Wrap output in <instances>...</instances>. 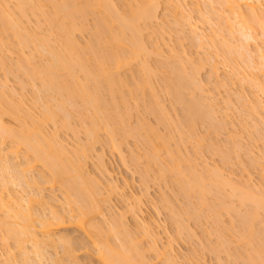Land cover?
Masks as SVG:
<instances>
[{"label":"rangeland","instance_id":"rangeland-1","mask_svg":"<svg viewBox=\"0 0 264 264\" xmlns=\"http://www.w3.org/2000/svg\"><path fill=\"white\" fill-rule=\"evenodd\" d=\"M2 1H4V0H2ZM10 1H13V2H10ZM10 1L8 2V7H11V9L13 10L12 12H14L13 14H16L15 13L16 10L14 11L13 7L16 5L17 1H15V4H13L14 0H10ZM57 1L58 0H56V2ZM59 1L61 2V0H59ZM74 1L77 3L76 8L78 6L79 10H81V8H83V6L85 5V2L87 0L86 1L85 0H74ZM93 1L94 0H92V1L90 0V2H92V3H93ZM129 1L128 0H119V1L113 0L112 2H113V4L116 3L115 5L117 7H119V8L122 7V9L125 8L128 11L129 10L128 8L131 7L129 4H132V2H129ZM208 1L209 0H206L205 8L210 10L209 8H211V7H206V6H209ZM75 2H74V4H76ZM120 2H122V3H120ZM164 2L167 5H165V6L163 5L164 6L163 8H166V9L168 8L167 10L164 9V11L165 10L167 11V12H165L166 15H168V16H166V15L165 16L168 17V19H169L170 14H168V12L169 11L170 12L175 11V8L173 10V7L175 6V4L173 6L172 5L173 2L169 3V0H166ZM187 2H190V3L185 4V5L188 4L187 5L188 9L190 8L189 10H191V8H192L195 11H196V9H194V7H196V4H194L192 2H197L198 7H200L203 3V2H201L199 5L198 2H200V1H198V0L197 1H195V0L189 1L188 0ZM35 3L36 2L33 3L34 7H35ZM57 3L59 4V2H57ZM94 3H95V1H94ZM46 4H47L46 7H50V5H48V3H46ZM119 4L120 5L124 4L125 7H123L122 5L120 6ZM36 5H37V3H36ZM193 5H195V6L193 7ZM33 6H30V4H29V7L25 6V8L27 7L26 9H31V8L33 9L34 8ZM211 6H213L212 8H214L213 10H215L217 12L219 10V12H220L221 6L219 3L218 4L213 3ZM46 7H44V10L46 12V14H45L46 17L45 16L44 17L46 18V20H45V18H43V16H42V18L40 16H38L39 25L36 24V23H38V22H36L37 17L32 18L31 14L29 12H27L28 10H25L27 12L25 15L26 16H27V14L29 15L28 17H26V19L29 18V21L31 19V23L23 24L24 28L26 27L27 29L23 28L22 31L25 30V32L29 33V34L36 32L35 36H37V34H38V38H41V36H44V37L47 36V38H49V40L52 43V44L50 43V45H53L52 50H54L55 47H56L55 49H57V51H61L62 48L64 50L66 48L65 47L66 44H65L64 40H66V39H64L65 37H63V36H66V35H64L65 33H63V35H62L61 32L57 33L55 31L53 26L57 22V19H55L56 22H53V23L49 21L52 17L51 18L49 17L50 19H48L47 14L49 15L50 12L53 11V9H52V6L50 8H47V9H46ZM203 7H204V4H203ZM122 9H119L120 13L126 14V13L130 12V11L127 12L126 10L121 12ZM132 9H133V7H132ZM188 9L185 8L186 11H188ZM33 10L35 11V9H33ZM161 10H162V7H161ZM260 10L261 11L264 10V4H262V7L260 8ZM195 11L194 12L190 11L188 13L191 16V23L196 25V26L193 25L194 27H197V30H198L197 32L198 33L203 32L205 35L206 39L204 38L203 42H205V40H206V42L202 43V44H205V45H201V46H203L202 47L203 49L201 48L202 50H200V49L196 50L197 46L195 45L196 46V48H195V46L192 45L193 42L191 40H192L193 36L192 37L190 36V38H191L190 40L185 39V41L184 40L181 41V38L183 39L184 36L180 37L179 34L177 35L175 33V31L178 32L177 30L174 31L173 29H171L169 27V25L165 24L167 21L165 22V19H163V16H164V14H163L162 17L160 16L161 19H159L158 22H155V23L154 22H151V23L147 22L148 25L147 24H146L147 26L145 25L147 29H145V27L143 26L144 24L142 25V28L144 30H147L146 32L143 31L144 34L142 37H144L143 38L144 44L148 38V35L150 36V34L153 33L151 36L152 41L149 37L150 41L148 42V40H147V42H146L147 47L145 46L146 51L149 53V55L144 57V54H143L144 52H143V53H141L142 55L140 54L141 56H139L136 59H132L129 56L130 55L129 53H131L130 51H132L131 45H130L131 42H128V39L131 35L130 32H125L126 34L123 33L125 35L121 34V32L119 30L120 28L116 25V23L113 22V23H115V24H113L112 22H110L111 19L105 18V19H108L107 20V25H108L107 33L105 34V36L103 38L104 42L100 43V46H98L99 45L98 44L97 49L99 47L100 49L101 48L104 49L105 52L107 51L108 54L110 52L112 54V57L113 58L115 57V59L120 55H126L127 57L129 56L130 61H129L128 66H125L120 70V72L118 73L119 76H113V79L116 78L115 80H113V81H116V83H117L116 86L120 85L119 87L114 86L115 89L117 88L116 90L114 89V87H112V90L108 89L109 88L107 85L108 83L107 84L105 83L107 80H105L103 78L101 79L102 81L105 80V82H100V86L102 84L104 87L103 86H101V87L103 90L104 89L105 90L101 91V88H98V89H100L99 93L102 92V93H100V99L103 100V98H104L105 99L104 101L106 102V105H107V107H105V102H104V107L106 109H105V111H102V112L98 111L97 109H94V108H96V105H94V103L92 104L93 106L92 105L91 106H85V105L81 104V102H80L81 100L79 101V99H76L78 101L75 100L76 104L75 105L73 104L74 106H72V104L69 101H66V97L64 95H61V93H57L55 91L57 93L56 94L55 92H52V90H50L51 92L46 91L47 90L46 87H45V89L43 88L42 81L39 79L42 77V75L40 77L35 76V75L34 76L32 75V77H31V75H29L30 78H34V80L30 79L28 77V73L25 69V68H27L26 64H28L29 62H31L33 60V63L31 62L28 65V68H29L32 66L34 67V65L36 63L38 64V67L39 66L41 67L42 64L47 63V62L51 63L52 60L50 59V55L48 54L49 55L48 56L46 54L49 51V49L45 52H44V50H45L44 48L43 49H40V48L37 49V46H35L37 43L35 45H33L34 47L27 46V44H28L27 43L25 46L29 47V48H20L19 41H16V38H15V40L13 39L14 36L12 35V31L10 29L9 30L4 29V31L5 30L7 31L4 33V31H2V29L4 28V24L2 25L0 23V81L5 83V86L3 85L4 90H2L3 88L1 87L2 89L0 88V92L5 93L7 95V97L10 96L8 101H11V104L12 103L14 104V107H15L14 109H20L19 111L15 110L16 111L15 112L14 109L12 108L13 107L12 106L11 107L12 109L10 110V108H8L10 104H8V107L6 106L7 105L6 103H9V102L3 101L2 103H0V112L3 115V116L2 115L1 116L3 117L4 123L6 126L5 128L7 129V127H8V129L9 128H10V130L12 129L11 131H13V132L15 131V133L22 131L21 130V122L24 120V118H26V117H24L25 115L24 116H22V115L29 113L30 118L34 119V121H36L37 124L39 123V121H41L42 133L44 132V134H47V137H50L51 134L54 132L55 134L59 135V136H56V139L60 142L62 141L61 143L62 144L64 143L63 144L64 146L67 145L66 146L67 148H69L71 150H73V149L75 150L76 147H79L76 150H80L81 148H83L84 146H87L88 144L92 145L91 148L93 147V149H91L90 154H88L89 156L86 158V166H85L84 170H85V172L87 171V173H89V175L91 173V175L94 176V177L91 176L92 178H97L100 181L99 183H101V185L99 188L101 189L100 192L102 193L101 194L102 196H100L99 199H101V200L103 199V203L101 202V204L103 206V210L107 209V214L105 211L106 216L102 217V218L95 219L94 223L98 224L99 226L101 225L102 227L107 229V228H109L108 226L110 225L111 220L113 218L116 219L117 221L119 220L118 222L122 221V223L124 224L125 230L130 232L129 234L131 237L130 236L129 237L130 238L133 237L134 242L139 243L138 245H139L140 250L143 251V254L145 253L144 254V256H145L144 260L147 262H150V264H157V263L163 264V262L165 261L164 259H166V258L171 260L172 263H170V264H250V262H252L251 260L253 259V257L255 259L259 258L257 260H259V262H261L260 264H262V262H264V251H261V250H264V249H262V245L260 242L262 239H264V235H262V234H264V232H262V231H264V222L261 223V221H264V211H262V210H264V208H261L262 210L258 211V213L260 212L259 216H256L257 214L255 215L256 219L255 218L252 219V222H254V220L255 221L257 220L256 222L258 224L255 222L254 223L250 222L251 218L249 219L250 220L249 223L254 224V228H255V229H252L251 232L253 231L256 234L253 233L254 236H252V238L254 237V239H252L251 237L249 238V236L247 237V235H249L248 233H250V231L248 232V230H247V233L244 231L245 232L244 234H247V235H244L243 234V230H244L243 228H246V227H243V226L241 227L240 222L245 221V216H249V217L253 216L254 217L253 213L255 211L254 212L252 211L255 207L254 203H253L254 206L252 205L253 209L251 206L249 209L248 206L251 204L246 205V203L243 202L244 200L243 201L241 200L242 203H240V200L237 202L236 200H238V198H236L235 194H234V196L232 194L233 198H230L231 193H229L230 191H227L228 189L226 190V188L224 187V189L226 190L225 191L222 188L223 185L219 186L218 183H216V181H214L212 179L215 182L214 183L211 180V177H208L209 175H205V174L209 173V169L217 167L220 171L222 169V172H224L225 175L227 172L233 173L234 174L232 176L233 178H236V177L240 178L242 176H239V175H242L241 173H243V178L241 180L244 179V174L247 173V174H249V176L251 174V177L249 179H251L250 181L252 182L253 185L251 184L250 187L253 186V187L259 188L262 185H264V182H262V181H264V171H262V168H264V167H261V166H264V133H261V132L258 133L259 130L257 133H255V132L247 133L246 130L244 131V128L248 127V125H249L248 123L252 119L251 115H250L251 118H249V116L245 115L248 117V119H250V121L247 123L246 120L244 119L243 125H245V123H247V126L244 127L243 125H241V126H243V127H241L239 122H241V124L243 122L239 121V119L242 120V118L240 117L239 119H235V117H237V118L239 117L237 115L234 116L236 113L235 110H234V112H235L234 114L232 111L233 109H230L231 111L230 110L227 111V115H229L228 118H225V115L220 114V115H222L221 121L223 122V126L226 123L225 125L227 127V123L229 121H230L229 123H231V122L233 123V120H234L233 125L232 126L230 125V131H234L235 133H236V131H238V133H236V136H240L239 132L242 129L244 131V132L242 131L243 132L242 134H244L246 132L244 135H241L243 140H241L242 138L239 139L241 143H244V144H241L242 146L246 145L245 151L243 150L242 155H241V152H239V154H234V152L235 153L238 152V150L236 149L232 154L231 149L233 148V150H234V146H232L231 144L232 143L235 144V141L238 140V137L236 138V140H233V142H232V140L227 139L228 141H231V144L229 143L230 146L228 144L227 145L222 144L224 141L223 136L227 135V132L225 130H220L221 132L224 131L220 135V132L216 131V129L220 128L221 126L218 127V125H217L215 127V125H213V123H212L213 121L210 122V125H209L208 124L209 122L207 123V121L202 119L203 121H205L208 124V126H209L208 127L205 122L200 120L204 116L202 112L201 113L203 116H200V115H199L200 117H198V115L196 116L199 119V122H197L196 128H194L196 124L195 125L193 124V127H190L191 129L194 128V130L191 131L194 133L190 132L191 129L188 130V128H189L188 123L190 121L188 123L184 124L185 126L188 124L186 126V127H188L187 129L185 126H183L182 122H184L186 119L184 120L182 118H185V116H183V115H186V113L183 114L184 109H182V108H186L187 102L184 105H183L184 102H182L181 106H179L180 102L183 101L184 99L182 100L180 97H178L176 94L177 91L175 93V91H173L169 87L172 83L173 84L176 83V81H177L176 77H178L177 78L178 81L180 80L179 84H183L181 87L178 88V93L181 94V92H182L181 90H179L180 88L185 89L186 91H188V93L183 92L182 95L185 94L184 95L185 97H182V98H185V100H188L189 102L192 101L190 103H194V105H196L195 101L197 98H195V97L197 96L196 94L198 93L197 92L198 90H196V92H195V90L193 89V92H195L196 96L194 95L195 97L192 99V95H191L192 92H189L192 90H188V89H190V87L192 88V86L189 87L188 83L186 85L185 79H183V78H189L188 77L189 75L195 76V74H193V73L196 71L195 70L192 71V70L194 69V67L199 65L200 59L202 57H204L203 56L204 54H205V56L206 55L211 56L212 54L217 55V62H218V65L220 67V72H223V73L225 72L224 75L221 74V77H223L225 80H226L225 76L229 75L231 73V70L234 73V71H235V69L233 68L234 65L237 64L241 69H244L243 68L244 64L246 63V61H248V59L244 57V58H241V61H244L242 59H247V60H245L244 62H241L240 58H238V55L236 56V54H235L236 52L234 51V48H232V47L230 48V50L228 49L225 51V48H223V43H221V41H222L221 38L218 39L217 37H215V38H217V39H214L216 41L215 42L216 44L214 46L210 45V43H208L209 41L207 39L208 38L212 39V36H213L212 31H211L209 25L205 23V21H204V23L202 21H200V19H199L200 17H198L199 15H197L195 13ZM102 12L103 11L99 7H94L92 12L87 16L86 19L80 18L81 16L76 15V20H74L75 22L72 20L73 21V23H72V21L69 20L70 23H72V26H73V24L75 25L74 27H71V24H69V21L64 20V21H66L65 23H67L66 27L68 28L70 34L73 32L71 34V38L73 37L72 39H75V41L78 43V44L77 43L76 44L78 45L77 47L80 49V52L82 50L90 49V48H88V46H90L93 43L95 44V42H99L102 39L101 37H103V36L100 37V35L97 38L95 37L98 35V32L100 31L97 28V26H98V21L100 19L102 20V17H103ZM176 12H177V14H175L176 17L178 15V17L180 18L181 17L180 12L179 11H176ZM176 12H174V13H176ZM162 13H164V12H162ZM78 14H80V13H78ZM186 14H187V12H186ZM186 14L182 13L183 17H185V16L187 17L188 15H186ZM36 15H37V12H36ZM122 15H124V14H122ZM13 16L15 17V15H12V17ZM18 16L20 17V15H18ZM59 16H61V15H58L57 18L59 19V21L61 23L62 19H60V18L62 16L60 18H59ZM77 17H79V18H77ZM24 18H21L22 21ZM34 18H36V19H34ZM168 19H166V20H168ZM14 20H17V18H15ZM187 20L190 22L189 16L187 17ZM59 21L57 23H59ZM24 22H26V20ZM51 25H53V26H51ZM68 25H70V26H68ZM2 26H3V28H2ZM116 26L119 29H117ZM161 26H163V27H161ZM167 26L169 27V29H167L168 31L166 30V28H168ZM70 28H72V29L74 28V31L70 30ZM161 28H165V30L163 29L164 32L161 31L162 30ZM182 28H184V27H182ZM188 28H186V29L184 28L183 32L188 30ZM97 29L99 31H97ZM157 29L159 32L157 31ZM26 30H28V31H26ZM56 30H57V28H56ZM189 30H190V28H189ZM31 31H33V32H31ZM150 31L151 32L155 31V32L151 33ZM188 31H186L185 36L189 35ZM199 31H201V32H199ZM25 32H24V34H25ZM155 33L157 36H158V33H159V35H161L160 33H162L161 37L164 35L163 33H165L166 35H164V37L167 36L168 37L167 39H169V41L166 39V42L168 41L167 42L168 44L166 45V42H164L165 45H163L164 43H162V42L160 43V41L157 40L159 36L156 38ZM186 34H188V35H186ZM253 34H254V37L256 36V38H255L256 41L257 40H258V42L262 41L261 31L259 29H257L256 32ZM39 35H40V37H39ZM116 35L118 37H120L121 39H119V41H120L119 43L117 42V44H115V45H118L117 47H112V45L114 46V44L109 43L108 40H110V42H111L112 38H110V36L115 37ZM181 35H182V33H181ZM190 35H192V34L190 33ZM234 35L237 36V37L234 36L236 38V40L240 36L237 33L236 29H235ZM98 38H101V39L98 41ZM154 38H156V40ZM188 38H189V36H188ZM194 38H193V40H195ZM226 38L229 39V37H227V36H226ZM153 39L155 41H157V43L159 41L158 45H155V41L153 43ZM239 39L242 42L244 41V38L242 39L240 37ZM239 39H238V42H239ZM129 40H131V38ZM187 40L191 41L192 43L188 42ZM37 42H40V41L38 40ZM253 42L254 41L247 43V45L248 44L251 45V47H250V45L248 46V49L252 50V51L254 50L253 45L255 46V44H256L255 42L254 43ZM178 43L181 44V46ZM196 43H197V39L195 40V44ZM243 43H246V42L244 41ZM237 44H240V43H237ZM29 45H31V44H29ZM50 45L48 46L49 48L51 47ZM159 45H162V46H159ZM219 45H220V47H219ZM247 45H245V46H247ZM42 46L44 47L45 45H42ZM241 46H240V48H241ZM21 47H23V45ZM157 47L160 48V50ZM179 47H180V49H179ZM181 47H183V51H185L186 55L191 57L192 64H191V61L188 62V61L184 60L185 56L181 52L182 51ZM238 47H239V45H238ZM242 47L244 48V46H242ZM93 48H96V46L94 47V45H93ZM93 48H92V50H93ZM169 48L170 49L172 48V51H174V53L175 52L179 53L180 56H177L174 53L172 54V52L170 51ZM175 48L176 49L178 48L181 51H179V50L175 51L174 50ZM221 48H223V50ZM79 49H78V51H79ZM104 50H102V52ZM155 50H157V51H155ZM230 51H232L231 54H230ZM75 52H77V49ZM80 52H78V53H80ZM84 52H86V51H84ZM84 52L83 53L81 52V53L84 54ZM102 52H100V53H102ZM147 52H145V53H147ZM81 53H80V56H81ZM87 54H89V53H87ZM91 54H93V53H90L89 55H91ZM181 54H182V56H181ZM233 54H234V56L232 57ZM76 55L78 56L77 53L75 54V57H76ZM105 55H107V53ZM83 56H85V55H83ZM96 56H95V58H96ZM31 57H33V58H31ZM86 57L88 58V56H86ZM86 57H83V59H84L83 61H87V60H85ZM92 57H94V56H92ZM92 57H90L88 60L91 61ZM199 57H201V58H199ZM2 58L5 60V62L3 61ZM95 58H93V59H95ZM198 58H199V60H198ZM1 59H2V61H1ZM236 59L238 61H236ZM27 60L29 62H27ZM89 61H87V64L89 63L88 67L91 65L92 62L93 63L97 62L96 64H98V62L100 60L99 61L92 60L91 63ZM181 61H182V63H181ZM41 62H42V64L39 65ZM177 62H180V64L184 65L183 66L184 71L182 69L183 67ZM1 63L6 64V66L4 65L5 67H2ZM144 63L147 65L146 70H145V68H143ZM47 64H49V63H47ZM47 64H44V65H47ZM195 64H196V66H194ZM105 65H107V64H105ZM146 65L144 67H146ZM108 66L111 67L112 65L111 66L108 65ZM6 67H7V69H9L8 67H10L9 70L12 69L11 72L9 70L5 71V70H7ZM18 68H20V69H18ZM92 68L93 67H91V69ZM148 68H149V70H148ZM174 68H177V70ZM205 68H206V66L203 67V70H201L202 68L201 69L198 68L197 71H199V69H200V72H198L199 75H196V76L199 80H201V79L203 80L205 78V76L207 75V72H206L207 69H205ZM78 69L80 70V68H78ZM78 69L75 68L74 69L75 73H73V74H76L78 77L80 75V79H81V78H83L82 73L80 71H78V72H80V74L78 75L77 74ZM204 69H205V71H204ZM39 70H40V68H39ZM147 71H149V72H147ZM182 71H183V73L185 72L186 74L182 75L183 74ZM5 72H8L9 74L6 75ZM28 72H29V70H28ZM187 73H189V75ZM173 74L176 76L175 79H174ZM225 74H227V75H225ZM180 75H182V76H180ZM186 75H188V76L186 77ZM117 77L120 79H118ZM169 77H171V78H169ZM167 78L169 79L168 81H170L172 79L170 85L166 81ZM181 79L183 80L182 83H181ZM224 79L221 78V80H224ZM227 79H229V77ZM232 79L233 78H230V81L226 80V82L227 83L231 82V84H232L234 81ZM69 80H70V78H69ZM117 81H119V82L121 81L120 84ZM123 81H124V83H123ZM165 81L168 84V86H166ZM178 81H177V83H178ZM91 82H93V81H91ZM70 83L73 85L72 80ZM122 83H123V85H122ZM234 83H235V81H234ZM234 83H233V85H235ZM93 84L91 86H93ZM143 84H145V85H143ZM0 86H2V85H0ZM186 86H188V87H186ZM229 86H230V84L228 85V87ZM168 87H169V89H168ZM243 87H244V85H243ZM247 87L248 86L246 85L243 88L244 93L246 92V89L248 90ZM118 88H119V90H118ZM165 88L167 90H170V91L172 90V93L167 94L166 93L167 90H165ZM186 88H188V89H186ZM231 88H232V85H231L230 89ZM239 89H241V88L240 87L238 88L235 85V86H233L232 90L226 91V93L228 92L227 95H226V93H224V91H225L224 89H222V90H224L223 92H221V90H220V92L218 91L220 94H218L216 92L217 94L216 93L215 94L218 96H217V101L215 100L217 102V104L215 103V105H217L218 108H220L221 106L223 107V105H221L222 104L221 99H223V97L228 96L231 93L232 94L234 93V95H230L231 96L230 98L231 99L233 97L235 98V96H236L235 91H236V94L238 95L240 93V92L238 93ZM39 90H41L42 92L39 93L38 92ZM91 90H92L91 92H93V93L98 92V90L97 91H94L93 89H91ZM112 91H113V94H112ZM239 91L242 92V90H239ZM173 92H174V94H173ZM199 92H201V91H199ZM172 94L174 96H176V98L173 97ZM189 94L191 95V97ZM199 94L202 96L204 93H202V94L199 93ZM112 95H113V97H112ZM182 95H179V96H182ZM186 95H188V96H186ZM200 95H198V96L201 97ZM249 95H250V93H249ZM37 96L38 97L40 96L39 98L41 100H39L37 98ZM43 96H45V98H47L48 100H50L48 97H51V101H50L51 103L48 104V106L51 105V107H50L51 111H53V110L55 111L54 108H56V104H59V105L62 104L63 107L68 112L67 114H69L71 117H68L67 118L68 120H66L65 115L56 109L57 115H55L54 122L52 123V122L45 121L43 118V115H42L43 110L45 108L44 106H46V104L43 101V99H45ZM205 96H207V95H203L201 97V99H203V97L206 99ZM253 96L255 98L251 96L250 100H254V99L258 100V99H256L257 96H255L254 94H253ZM86 97L88 98L87 95H86ZM188 97H189V99H186ZM199 97H198L196 102L200 101V103H201L202 100L199 99ZM177 98H180L181 101H178L179 99H177ZM262 98H264V97H261L259 102L262 101L261 100ZM121 99L124 101L121 102ZM194 99H195V101H194ZM174 100H176L178 102H176ZM235 100H237V98H235ZM206 102L209 103V100L205 101L204 104ZM252 102L255 103V101H252ZM114 103H116V104H114ZM200 103H197V104H200ZM262 103H264V101H262ZM201 104H203V102ZM3 105H5L6 107ZM115 105L117 108L119 107L118 112H119V114L121 113L119 115V116H121L120 118L115 115V113H116L115 111H117V110H115L116 108H114ZM16 106H17V108H16ZM82 106H84L85 108H83ZM197 106H195V108L197 107L196 111H198L200 109L199 107H201V105L200 106L197 105ZM237 106H240V104ZM190 107L192 108V104L190 105ZM187 108L185 110H187ZM203 108L204 107H202L201 108L202 110L200 109V111L204 112L205 109H203ZM240 108L242 110V107H240ZM113 110L115 113L113 112ZM238 110H240L239 107H238ZM192 111H193V108H192ZM196 111L194 110L193 112H196ZM105 112H107V113H105ZM118 112H117V114H118ZM181 112L183 115L181 114ZM241 112H240V115H241ZM205 113L206 112H204V114ZM243 113H242V115H243ZM225 114H226V112H225ZM104 116L107 117L108 119L105 118ZM207 116H206V118L208 120H211V119H209L210 117L208 118ZM245 116H244V118H245ZM196 117H195L196 120L194 118H192L191 121H193V120L197 121ZM247 117H246V119H247ZM223 118H225V121H223ZM17 119H19V120H17ZM27 119H25L24 122L27 121L26 123H28ZM260 119L262 121L260 122L258 120V123L261 124L262 122H264V113L261 114ZM180 120H183V121H180ZM188 120L189 119H187L186 121H188ZM219 120H220V117H219ZM200 121H202L203 127H207L208 129L202 128L201 127L202 124ZM180 122L184 128L181 125L179 126ZM199 123L201 126L198 125ZM250 124H251V122H250ZM204 125H206V126H204ZM220 125H222V123H220ZM210 126H211V128H210ZM213 126L215 127V129ZM108 127L109 128L111 127L112 129L110 128V130H113L114 133L115 132L117 133L116 137L119 141V144L121 147L120 149H121L123 157L122 156L120 157L116 152L111 151L112 150L111 146H110L111 144H109L110 139L108 138L109 136L107 137V132H106ZM212 127H213V130H212ZM91 128L92 129L94 128L95 131H97V135H96L97 137L96 136L92 137L91 135H89V136L87 135L88 130L89 129H90L89 131L92 130ZM228 128H229V125L226 129H228ZM261 128H264V127H262V124H261ZM6 129H5V132L8 130V129L7 130ZM211 130L214 132H212ZM251 131H253V130H251ZM251 131H248V132H251ZM260 131H261V129H260ZM262 131H264V130H262ZM89 133L91 134V132H89ZM213 133H215V136L218 137V138L217 137L216 138H217V141L219 140V142H217V143H220L219 146L223 145V147H225V146L228 147L227 149L225 148V150H227L229 154L226 153L227 151L224 150L225 153L222 152L224 157H222L221 151L223 148H221V146H220V149H219V147L216 148L214 146L215 144H213V142L211 141V140L216 139L214 137ZM218 133H219V135H218ZM1 134H3V133H2V130L0 129V135ZM7 136L8 135H6V137ZM44 136H46V135H44ZM211 136H213L212 139H211ZM94 138H95V140H94ZM207 139L209 142H211L213 144L214 149L211 148L212 144H210L207 141ZM222 139H223V141H222ZM220 140L222 141V143L220 142ZM228 141H226V142H228ZM84 144H87V145H84ZM209 144L211 145V147L208 146ZM13 145H14L13 140H11L9 137L6 138L5 142L3 143V147L5 149H7ZM82 145H84V146H82ZM250 145L252 146V148H251L252 150H250L252 153L250 155H247L246 152L248 150H246V148H247V146H249L247 148V149H249ZM244 146L241 147L240 150H242L244 148ZM229 147H232V148L230 149ZM208 148H210L211 150ZM215 149H219V151L221 150L220 152L217 150V152L220 153V155L215 152ZM168 151L173 152V153H171V155H170V154H168L169 153ZM5 152H6V150H5ZM18 152H19L18 156L20 157L19 158L20 160H18V161L20 163L22 161H24L26 156H28V155H29V158H31L30 154L26 153L27 155H25V150L23 148H20L18 150ZM213 152H215V153H213ZM243 153H246V156H245V154L243 156ZM228 155H230L229 156L230 158H227ZM225 156H227V157H225ZM220 157H222V159L224 158L225 160L228 159V161L226 162L223 159L224 162L222 163V160ZM22 159H24V160H22ZM228 162H230V163H228ZM188 163H190L191 165ZM195 163H197L199 166L196 167L197 165ZM102 164H104V167L101 166ZM226 164H228V165H226ZM34 165H35L34 166L35 172H38V173L40 172V175H42L45 180L48 179V177H49L48 172L41 169V167L38 164H34ZM189 165L192 166L191 169H190ZM194 166L196 167V169H198V170L195 169V171H198V172L200 171L199 173H201V175L204 173L202 175V177L210 178V180L208 178H204V179H207V180H204L205 184H208L207 185L208 188H206L208 190V192H206V194L203 197L204 198L203 201H205V203H207L206 206H204V207L200 205L199 199H201V198L198 199V196H201V195L197 196L196 195L197 193L194 194L193 192H190L191 193L190 194V193H188V191H187V194H189V195H183L179 189V186H178L182 183H187V185L188 184L190 185L194 182V181L191 182L192 181V175H191V179L189 176V174H192L191 171L193 170L192 168ZM204 166H206V167H204ZM205 168H206V170H205ZM161 170L165 171V173H164L165 174L164 177L166 176L165 178L161 177L163 175V173H161ZM203 170H205V171H203ZM207 170H208V173L206 172ZM172 171H175V173L179 172L181 174L175 175ZM198 172H196V173L199 174ZM174 175L177 177H175ZM12 176H13V174L10 173V175L8 176V180H9V178H11V180L7 184H5V186H2L1 179H0V193H2L3 196H6V194L8 195V193H12V195L14 194V196H17L19 198L24 197L25 194L22 192L23 190L17 186V183L14 179H12ZM261 176H262V180L260 179ZM5 177H7V176H5ZM143 180H145L144 181L145 183H143ZM234 180H236V182H238V179H234ZM211 183H214V185L217 186V187L216 186L214 187V188H216L215 190L220 191V189H223V192L225 193L226 197L229 194L230 196H228L227 198H229V200L232 204L229 201H226V200H228L226 197H225L226 200L222 199L223 198L222 197L221 198L222 202H224L223 200H225V202L222 203V205H224L222 207V205L220 203L221 201H220V199L218 201V198L221 197V196L219 197V195H222V196H225V195H223L222 194L223 192L220 191L219 193H221V194L218 193V195H217L218 198H217V196H213V195H216L217 192L215 190H214V193L212 192L213 186H211ZM187 185H184V186H186L185 189H187ZM189 185H188V187H189ZM180 186H182V185H180ZM184 186H182V187H184ZM210 186L212 189L210 188ZM44 187H45V190L43 191V196L45 198V201L48 200L52 204V206L55 210H59V211L68 210L69 207H71V210H72L71 213L72 214L77 213V209L79 208L78 203L76 202L77 204H75V199L73 197H70L69 200H65L66 196L64 195L65 193H64L63 188H61L57 185H55L53 187H51L50 185H45ZM112 187H114V189H112ZM185 189H183V190H185ZM17 197H15V198H17ZM163 197H164L165 202H167L168 204L172 203V205L174 207V211L172 209L173 207L172 208L167 207V208H170V210L172 209L173 213L174 212L176 213L175 214L176 217L178 215L177 213H179V214L182 213L181 215H183V217H181V215H180V219L184 220L185 216L187 217L186 220H184V221H185L186 225H188V224L190 225L191 230L187 228V227H189V225L188 226L185 225L186 226L185 227L184 226L185 223H181L183 225V228H185V229H182V233H181L182 235L178 234V235H180V236H178L176 234L175 228L173 229V226H172V225H174L173 221L171 220L172 223H170V219L173 217L172 216L170 218V214L172 215V212L164 209V207L166 206V203L165 204L163 203ZM233 199L235 200V202H233L234 201ZM137 200L140 201V211H139L137 217L133 218L126 211H127L128 207L135 206V202ZM245 200L248 201L247 199H245ZM228 204H230V205H228ZM213 205H217V207H215V206L213 207ZM167 206H169V205H167ZM210 206H212V207H210ZM226 206H228L229 208L232 206L235 209H231L232 208L231 207L230 208L231 212H233L232 210H235V211L233 213L229 214V212H228L229 209H227L228 207L226 208ZM105 207H107V208L105 209ZM210 208H212V209L214 208L212 211L218 209V211L216 210L214 212H215V214H218V216L216 215L217 217H219L218 221L219 220L221 221V222H218L219 224L218 223L216 224V222H215L216 216H213L214 215L213 212L209 211V210H211ZM185 209H188V210H185ZM193 209H195V210L192 211ZM225 209L227 211H225ZM255 209H257V208H255ZM196 210H198V212L200 211L199 214L197 215L198 217L196 216V213L194 214V212ZM249 211L253 215H249V214L245 215V216L243 215V214L250 213ZM68 214L70 215V213H68ZM240 215H242L243 217ZM111 216H115V217L112 218ZM241 218H244V219L241 220ZM213 219L215 220L214 222H213ZM220 223H221V225H220ZM245 223H246V221H245ZM251 224H250V226H252ZM243 225H244V223H243ZM246 225H248V223ZM241 229H243L242 232H241ZM260 229H262L261 232L259 231ZM147 232H149V233H147ZM259 232L261 233V235ZM241 233L243 235H241ZM53 234H58L60 236L61 235L63 236L64 234L67 236V234H68L70 239L74 238L75 241L81 240L80 242H83V245L78 242V245H76L77 248L75 246V244H77V243H75V241H73L74 246L77 250L76 249L73 250L74 247L72 246L73 247L72 252L78 251L79 250L78 246H80V244L82 246H85L84 244H86V246L84 248H85V250H87L88 255H86L87 257L85 256V253H83L84 254L83 255L82 252H80L81 250L78 251L76 253V255L74 252L73 255L76 256L75 260H76V258L78 261L82 260L83 264H89L91 261H92L91 262L92 264L96 263V262H93L94 259L91 258V256L94 255L96 251L91 247V245L88 242L85 241V239L84 240L81 239L82 237L79 235V233L74 228H68L65 230H57V231L54 230ZM257 235H259L260 236L259 238H262V239H258ZM241 236H244V237H241ZM118 237L116 238L114 232L113 233H107L105 236V238L109 241V244L111 246H113L114 248H116V246L119 245L118 240L119 239L122 240V238L118 239ZM67 238H68V236H67ZM262 243H264V240H262ZM9 244H10L9 247L11 249V251H10L11 254L12 253L15 254V258L17 259L19 256L17 249L12 247V242ZM259 245L261 246V248L259 247ZM151 248H153V250ZM6 249H7V247L5 245H3L0 241V253L1 254L5 253ZM213 249H217L216 251L218 253L216 251H215L216 253H213L212 252ZM259 249H261V250H259ZM59 251L61 252V250H58L56 252H58V255L61 256ZM155 252L157 254H158V252L159 253L160 252L165 253L166 258H165V255H164V257L161 256L162 255L161 253H160L161 255L159 257V255L154 254ZM88 256L90 257L89 259H88ZM154 256L156 257L155 259H154ZM76 262L77 261H74L72 263L75 264ZM2 263L5 264L4 262H2ZM164 263H166V262H164ZM257 263H255V264H257Z\"/></svg>","mask_w":264,"mask_h":264},{"label":"bare ground","instance_id":"bare-ground-1","mask_svg":"<svg viewBox=\"0 0 264 264\" xmlns=\"http://www.w3.org/2000/svg\"><path fill=\"white\" fill-rule=\"evenodd\" d=\"M9 1L10 0H8V1L7 0H4V1L0 0V23L2 25L4 24V28L2 26V28H3L2 31H4V29H6V30L10 29L12 31V35L14 36L13 39L15 40V38H16V41H19L20 48H29V47L25 46L27 43H28L27 46L34 47L33 45H35L37 43L39 45V46L37 44L35 45V46H37V49H39V48L43 49L44 48L45 49L44 52L49 49V51L46 54L47 55L49 54L50 59L52 60L51 61L49 59L51 61V63L47 62L49 64L43 62L44 64H47V65H44L41 62L39 64V65L42 64L41 67L40 66L38 67V64L36 63L34 65V67L32 66L33 68L32 67L28 68V65L31 62L33 63V60L31 62H29L31 60L29 58L30 60L29 59H28L29 61L27 60V62H29V63L26 64L27 68H25L27 73H28V77L30 78L29 75H31V77H32V75L33 76L34 75L39 76V77L42 75V77L39 79L42 81L43 88L45 89V87H46V89H47L46 91H48V92L50 90H52V92L56 91L57 93H61V95H64L66 97V101H69L72 104V106H74L76 104L75 100L79 99V101L81 100L80 102L82 105L91 106L94 103V105H96V108H94V109H97L98 111H101V112L105 111V109H106L105 107H107V105H106V102L104 101L105 100L104 98H103V100L100 99V93H102V92L99 93L100 89H98V88H101V91H104L105 89L104 90L102 89L101 86H103V85L101 84V86H100V82H105V80H107L105 83L106 84L108 83L107 84L109 87L108 89L112 90V87L117 85L116 81H113L116 79V78L113 79V76H119L118 73L120 72V70L123 67L129 65L130 57L132 59H136L139 56H141L142 55L141 53H143V52H144L143 53L144 57L149 55V53L146 51V47H147L146 42H147V40H148V42L150 41L149 37L151 39V36L153 34L152 32H155V31H152V32L150 31L152 34H150V36L148 35V38L146 37L147 40L145 39L146 40V42H145L146 45H145L144 39H143L144 37H142V36L144 34L143 31L146 32L147 30H144L142 28V25L144 24L143 26L145 27V29H147L146 28V26L148 25L147 22L148 23L149 22L150 23L151 22H154V23L158 22V20L161 19L160 16L162 17L163 14H164L163 19H165V22L167 21L165 24L169 25V27L171 29H173L174 31L177 30L179 33L176 31H175V33L177 35L179 34L180 37L184 36L183 39L181 38V41L182 40L185 41V39L190 40L191 39L190 36L191 37L193 36L191 41L193 42V44H192L193 46H195V45L197 46V48L195 46L196 50L197 49L202 50L203 46H201V45H205L202 43L206 42V40H205V42H203V40L205 38L204 33L201 31H199L201 33H198L197 27H194L196 25L191 23V16L188 12H190V11L194 12L195 10H193L192 8H191V10H189L190 8L188 9V7H187L188 4L185 5L186 3H190V2H187L188 0H169V3L173 2L172 3L173 6L175 4L174 7L172 6L173 10L175 8V11L172 10L173 12H170V11L168 12V14H170L169 19H168V17H166L168 15H166V13H165V12H167L166 10L168 8L167 9L163 8L165 5H167L164 2L166 0H130V1L128 0L129 2H132V4H129L131 7L128 8L129 9L128 11H130V12L126 13L127 15L125 13L119 12V9H122V7L121 8L117 7L115 5L116 3L113 4V2H112L113 0H94L95 3H94V1L92 3V2H90V0H87L88 2L85 0L87 3L84 1L85 5L83 6V8L80 7L81 10H79L78 6L76 8L77 3L74 0H61V2L58 0L57 2H59V4L56 2V0H37V1L36 0L35 1L34 0H31V1L30 0H14L13 4H15V1H17V2H16V5L14 7L13 6L12 7H13L14 11L16 10V12H15L16 14H13L14 12H12L13 10L11 9V7H8ZM33 1L37 3V5L35 3V7L33 6V3H34ZM117 1H119V0H117ZM189 1H193V0H189ZM195 1H197V0H195ZM198 1H200V2H198L199 5L201 2H203L201 6L203 7V4H204V7L202 8L200 6L202 8L201 9L200 7H198L197 2H192V3L196 4V7H194L195 5H193L194 9H196L195 13L197 15H199L198 17H200L199 18L200 21H202L203 23L205 21V23L209 25V27L212 31V35H213L212 39L211 38L207 39L209 41V42L208 41L207 42L210 43V45L214 46L216 44L215 43L216 41L214 39L221 38V40L223 41V42L221 41V43H223V48H225V51L228 49L230 50V48L232 47V48H234V51L236 52L235 53L236 56L238 55V58H240V61H241V58H244V57L248 59V61H246V63L244 64V67H243L244 69H241L236 64L233 66V68L235 69L236 72L234 71V73H233L231 70V73L229 75L225 74V75H227V76H225L226 80L230 81V78H233L232 80L235 81V83H234V81H233V83L238 88L240 87L241 89H239V90H242V92L238 90V93L239 92L240 93L237 95L236 91H235V95H236L235 98H237V100H235L234 97H233L234 99L230 98L231 97L230 95H234V93L233 94L231 93L228 96L223 97V99H221L222 100L221 105H223V107L222 106L220 107L218 105L220 107V108H218L217 105H215V103L217 104L216 101H217V96H218L216 94L217 93L220 94L219 93L220 90H221V92H223L225 90L224 93H226V91L232 90L233 86H235V85H233V83L231 84V82L227 83L226 80L223 77H221V74L224 75L225 72L224 73L220 72V67H219L218 62H217V55L216 54H212L211 56H208V55L205 56V54H204L203 55L204 57H202V58L199 57V58H201L200 62H199L200 66L199 65L196 66V64L194 65L196 67H194V69L192 71H194V70L196 71L193 73V74H195V76L199 75L198 72H200V69L202 68L201 70H203V67L206 66L205 69H207L206 70L207 75L204 78L205 80L201 79L202 80L201 81L197 78V76L195 77L194 75H189V73H187L189 76L186 75V77L188 76L189 78H183V79H185L186 85L188 83L189 87L192 86V88L190 87V89L186 88L188 90H192V91H189V92H192V94L190 93L192 95V99L196 95L197 96L200 95L199 93H201V94L204 93L203 95H207V96H205L207 100L204 97H203V99H201V97L203 95L202 96L200 95L201 97H199V96L198 97H199V99L202 100L201 103L203 102V104H204V102L208 101V100H209V103L206 102L203 105L200 103V101L196 102L198 99L197 96L195 97V98H197L196 101L194 99L196 105H194V103H190L192 101L189 102L188 100H185V98H182V97H185L184 96L185 94L182 95L183 92L188 93V91H186L183 88H180L179 90H181L182 92H181V94L178 93V88L181 87L183 84H179L180 80L178 81V79H177L178 77H176L174 74H173L174 79L176 77V80L178 81V83H177V81H176V83L173 81L175 84H173V83L171 84L172 79L170 81H168L169 80L168 78L166 81L169 85L171 84L169 87L173 91H175V93L177 91V93H176L177 96L180 97L182 100L184 99L183 101H181L180 98H177V99H179L178 101H181L179 106H181L182 102H184L183 105L187 102L186 103L187 104L186 108L188 107L187 110H185L186 108L181 107L182 109H184V112L182 111L183 114L186 113V115H183L181 112V114L183 116H185V118H182V119H184V120L189 119L188 121L185 120L184 121L185 123L182 122L183 126H185L184 124H186L190 121L188 123L189 128L186 127L188 125L187 124L185 126L186 129L188 128V130H190L191 129L190 127H193V124L194 125L196 124L194 127V128H196L197 122H199L198 117L204 115L200 120L203 119V120L207 121V123L209 122L208 123L209 125H210V122L213 121L212 123H213V125H215V127L217 125H218V127L219 126L222 127V128L220 127L221 129L220 128H217L218 130L216 129V131L220 132V135H221V133L224 132V131L221 132L220 130H225L227 132V135H225V136L222 135L224 141L225 140L228 141L227 139H229V140H232V142H233V140H236V138L238 137V140L235 141V144H233V143L231 144V141H228V142L225 141L224 142L223 139H222L223 143L221 140H220V142L222 144H225V145H227V144L229 145V143H230L232 146H234V150L232 147H229L230 149L232 148L231 149L232 154L237 149L238 152H236V153L234 152V154H239V152H241V155H242L243 150L245 151L246 145L245 146L243 145L244 148L242 150H240L241 147H243L241 144H244V143H241L239 140L242 138L241 135H244L246 132L247 133H253V132L257 133L258 130H259L258 133H260V132L264 133V131H262V130H264V128H261V124H262V127H264V122H262L261 124L258 123V120L260 122L262 121L260 118H261V114L264 113V103H262V101H264V98H262L261 99L262 101L259 102L260 98L264 97V10H262V11L260 10V8L262 7V4H264V0H209L208 1L209 6H206V7H211V8H209L210 10L205 8L206 0H203V1L198 0ZM10 2H13V1H10ZM74 2L76 4H74ZM212 2L220 4V6H221L220 12H219V10H218V12L213 10L214 8H212L213 6H211L213 4ZM46 3H48V5H50V7L52 6V9H53V11L50 12L49 15L47 14L48 19H50L52 17L51 18L52 20L51 19L49 20L50 22H52V23L56 22L55 19H57V22H58L59 21V19L57 18L58 15L62 16V17L59 16V18L61 17L60 19H62L61 23L59 21V23L56 22L57 24L56 23L54 24L55 27L53 25H51V26H53V28L55 29V31L57 33L61 32L62 35H63V33H65L64 35H66V36H63V37H65L64 39H66V40H64V42L66 44L65 47L67 49L65 48L63 50V48H62L61 51H57V49H55L56 48L55 47L54 50H52L53 45H50L51 41L49 40V38H47V36L46 37L41 36V38H38V34H37V36H35L36 32L31 31L33 33L29 34V33H26L25 30L22 31V29L24 28L23 24L31 23V19H30V21H29V18L26 19V17L29 16L28 14H27V16L25 15L27 12H29L31 14L32 18L37 17V21L35 20L36 22L39 21L38 16H40L41 18H42V16H43V18L46 17V15H45L46 12L44 10V7L47 6ZM120 3H122V2H120ZM29 4H30V6L34 7L33 9H35V11L32 8L26 9L27 7H29ZM25 6H27V7L25 8ZM122 6L125 7L124 4ZM50 7H46V9L50 8ZM94 7H99L103 11L102 12L103 17L101 16L102 20L99 18L100 19L98 21L99 27L97 26V28L100 30L99 31L97 29V31H99L100 33L98 32V35L95 37L97 38V37H99V35H100V37L101 36H103V37H101L102 39L98 38V41L101 39L99 42H95V44L94 43L91 44L92 46L91 45L88 46V48H90V49L82 50L81 51L82 53L84 51H86V52H84V54H82L80 52V49L77 47L78 43L75 41V39H72L73 37L71 38V34L73 32L70 34L68 28L66 27L67 23H65L66 21H64V20H67V21L73 20L74 21V20H76V15L81 16L80 18L86 19L87 16L92 12ZM132 7H133V9H132ZM161 7H162L163 11L161 10ZM185 8L188 9V11H186ZM164 9H166V10L164 11ZM25 10H28V11L26 12ZM29 10L30 11L32 10L31 11L32 13ZM124 10H126V9L125 8L122 9L121 12H123ZM161 11L164 13H162ZM176 11L180 12V14H181L180 18L178 17V15L176 17V15H175V14H177ZM36 12H37V15H36ZM174 12H176V13H174ZM186 12H187V14H186ZM78 13H80V14H78ZM182 13L189 16L190 22L187 20L188 16L186 17L184 15L185 17H183ZM122 14H124V15H122ZM12 15H15V17L14 16L12 17ZM16 15L17 16L20 15L21 18L25 17L24 19L26 20V22H24L25 21L24 19L22 21V19L19 16H18L19 17L18 18ZM15 18H17V20H14ZM77 18H79V17H77ZM105 18L111 19L110 22H112V23L115 22L116 25L120 28L119 29L116 26L117 29L120 30L121 34H123L125 32H130L131 35H130L129 39L131 38V40L128 39V42H131L130 45H131V49H132V51H130L131 53H129L130 57L129 56L127 57L126 55H120L115 59V57L114 58L112 57V54L110 52L108 54V52L107 51L105 52V50L102 48L100 49L98 47V49H97V45L99 44L98 46H100V43L104 42L103 38H104L105 34L107 33V28H108L107 20L108 19H105ZM34 19H36V18H34ZM166 19H168V20H166ZM45 20H46V18H45ZM73 21H72V23H73ZM72 23H70V21H69V24H71V27H74L75 25L73 24V26H72ZM115 23H113V24H115ZM36 24L39 25V22ZM68 26H70V25H68ZM161 27H163V26H161ZM169 27L166 28V30L169 29ZM182 27H184L185 29L188 27L190 28V30L188 28V30L190 32L188 30H186L189 33V35L186 34L189 36V38H188V36H185L186 31L183 32L184 28H182ZM56 28L58 31L56 30ZM161 29H162L161 31L164 32L165 28H161ZM235 29L237 30V33L240 35L239 38L240 37L242 39L244 38V41L246 43H243L244 41L242 42L239 38H237V40H236L235 37H237V36L234 35ZM257 29H259L261 31V37H262V41H259V42H258V40L257 41L255 40L256 36L254 37V34H253L256 32ZM6 30L4 31V33L7 32ZM70 30L74 31V28L73 29L70 28ZM26 31H28V30H26ZM157 31H158V29H157ZM24 32H25V34H24ZM181 33H182V35H181ZM190 33L192 35H190ZM125 34H123V35H125ZM160 34L162 35V33H160ZM163 34L166 35L165 33H163ZM155 35H156V33H155ZM161 35H159V33H158L159 37L157 35L155 37L156 38L158 37L157 40H159L160 43L166 42V39L168 37L167 36L164 37V35L161 37ZM226 36L229 37L230 40L228 38H226ZM39 37H40V35H39ZM215 37H217V38H215ZM110 38H112L111 42H110V40H108V41H109V43L114 44V46L112 45V47H117L118 45H115V44H117V42L119 43L120 42L119 39H121V38L118 37L117 35L115 37L110 36ZM156 38H154V39L156 40ZM193 38L195 40L197 39L198 44L197 43L195 44V40H193ZM154 39H153V43L155 41ZM238 39H239V42H238ZM38 40L40 42H37ZM167 40L169 41V39H167ZM151 41H152V39H151ZM159 41H158V43H159ZM191 41H188V42H191ZM252 41H254L256 43L255 46L253 45V47H254L253 51L248 49V46L250 44L247 45V43H250ZM167 42H166V45L168 44ZM156 43H157V41H155V45H158V43L157 44ZM237 43H240V44H237ZM29 44H31V45H29ZM22 45H23V47H21ZM42 45H45V46L43 47ZM49 45L51 46L50 48L48 47ZM93 45H94V47L96 46V48H93ZM163 45H165V43ZM179 45L181 46V44H179ZM238 45H239V47H238ZM241 45L244 46V48ZM245 45H247V46H245ZM159 46H162V45H159ZM240 46H241V48H240ZM91 47L93 48V50ZM219 47H220V45H219ZM250 47H251V45H250ZM172 48L171 49L169 48V49L173 54L174 51H172ZM181 48H182L181 49L182 51L179 50L180 47H179V49L175 48L174 50L175 51L176 50L181 51L182 54L185 56V57L183 56L185 58L184 59L185 61H188V62L191 61V57L186 55L185 51H183V47H181ZM223 48H221V49L223 50ZM76 49H77V52H75ZM78 49H79V51H78ZM158 49L160 50V48H158ZM102 50H104L103 51L104 53L102 52ZM155 51H157V50H155ZM232 51H230V54ZM78 52L81 53L82 57L80 56V53H78ZM100 52H102V53H100ZM145 52H147V53H145ZM76 53L78 54L79 57L77 55L75 57ZM87 53H89V54L93 53V54L89 55ZM106 53H107V55H105ZM174 54H176L177 56H180L179 53L175 52ZM182 54H181V56H182ZM83 55H85V56H83ZM86 56H88V58ZM89 56L90 57L94 56V57H92L91 61L92 60H95V61L100 60V61L98 62V64H96L97 62H95V61H94L95 63H93V62L91 63V61L88 60L90 58ZM95 56L97 59L95 58ZM233 56H234V54L232 55V57ZM83 57H86L85 60H87L91 63L92 66L90 65L89 66L90 68L88 67L89 63L87 64V61H83L84 60ZM31 58H33V57H31ZM93 58H95V59H93ZM199 58H198V60H199ZM2 59H1V61H2ZM247 59H242V60L245 61ZM3 61L5 62L4 59H3ZM236 61H238V60L236 59ZM244 61H241V62H244ZM177 63L180 64V62H177ZM181 63H182V61H181ZM105 64H107V65H105ZM191 64H192V61H191ZM1 65H2V67L6 66V64H3V63H1ZM108 65H110V66L112 65V66L109 67ZM145 65L146 64L144 63L143 68H145V70H146L147 65H146V67H144ZM180 65L182 67L184 66L183 64H180ZM74 67L77 69L80 68V70L78 69L77 72L80 71L82 73L83 78L80 79V75H79L80 72L77 73L79 75V77L76 74H73V73H75ZM91 67H93V68L91 69ZM8 68L10 69V67H8ZM39 68H40V70H39ZM198 68H200L199 71H197ZM6 69H7V67H6ZM9 69H7L5 71H8ZM18 69H20V68H18ZM174 69L177 70V68H174ZM182 69L184 71V67ZM205 69H204V71H205ZM11 70H9V71L11 72ZM28 70H29V72H28ZM148 70H149V68H148ZM183 71H182V73H183ZM147 72H149V71H147ZM5 74L7 75L9 73L5 72ZM184 74H186V73L184 72L182 75H184ZM182 75H180V76H182ZM220 77L222 79H224L225 81L221 80ZM228 77H229V79H227ZM69 78H70V80H69ZM102 78L105 80L102 81L101 80ZM169 78H171V77H169ZM30 79L34 80V78H30ZM118 79H120V78H118ZM71 80L73 81V85L70 83ZM91 81H93V82H91ZM166 81H165V84H166V86H168ZM182 81L183 80L181 79V83H182ZM117 82H119V81H117ZM120 82H119V84H120ZM123 83H124V81H123ZM123 83H122V85H123ZM92 84H93V86H91ZM229 84H230V86L228 87ZM245 84L248 86L247 87L248 90L246 89V92H245L246 94L244 93V90H243V88L246 86ZM0 85H2V86H0V88L2 87L3 89L2 88L1 89L4 90L5 83L0 81ZM143 85H145V84H143ZM231 85H232V88L230 89ZM243 85H244V87H243ZM119 86H116V87H119ZM169 87H168V89H169ZM186 87H188V86H186ZM91 89H93L94 91L98 90V92L93 93V92H91L92 91ZM114 89H115V87H114ZM193 89L195 90V92H196V90H198L197 91L198 93L196 95H195V92H193ZM222 89H224V90H222ZM118 90H119V88H118ZM165 90H167V89L165 88ZM172 90L171 91L167 90L166 93L171 94ZM199 91H201V92H199ZM38 92L41 93L42 91L39 90ZM248 92L250 93V95L252 97H254L253 94L255 96H257L256 99H258V100H255V99L250 100L251 96L249 95ZM112 94H113V91H112ZM173 94H174V92H173ZM227 94H228V92L226 93V95ZM86 95L88 96V98L86 97ZM179 95H182V96H179ZM191 95H190V97H191ZM186 96H188V95H186ZM39 97L37 96V98L39 100H41ZM43 97L45 98V96H43ZM112 97H113V95H112ZM173 97L176 98V96H174V95H173ZM9 98H10V96L7 97V95L5 93L0 92V103H2L3 101L9 102V103H6L7 105L6 104L5 105L8 107V104H10L8 108H10V110H11L12 108L14 109L15 107H14L13 103H12L13 105L11 104V101H8ZM48 98L50 100H48L47 98H45V99L42 98L44 103L46 104V106H44L45 108H44L43 113H42L45 121L52 122V123L54 122L55 115H57L56 109L65 115L66 120H68L67 119L68 117H71L69 114H67L68 112L66 111V109L63 107L62 104H60V105L56 104V108H54L55 111L54 110L51 111L50 110L51 105L48 106V104L51 103L50 102L51 97H48ZM186 99H189V97ZM176 100H174V101H176ZM76 101H78V100H76ZM122 101H124V100L121 99V102ZM178 101H176V102H178ZM252 101H255V103ZM104 102H105V107H104ZM197 103H200V104H197ZM114 104H116V103H114ZM191 104H192L193 111L194 110L196 111V108L198 107L197 105H199V106L201 105V107H199V108L201 109L202 107H204L203 109L206 110V111L204 110V112H206V113L204 114V112L200 111V109L199 110L197 109L198 111L193 112L192 108L190 107ZM239 104H240V106H237ZM5 105H3V106H5ZM195 106H197V107L195 108ZM82 107L85 108L84 106H82ZM238 107L240 110H241L240 107H242V110H241L242 112L240 110H238ZM16 108H17V106H16ZM114 108H116L115 110H117V111H115L116 112L115 113L113 110V112L115 113L116 116H118L120 118L121 116H119V115L121 113L119 114V112H118L119 107L117 108L115 105ZM230 109H233L232 110L233 114L236 112L234 116H236V115L239 116L238 118L235 117V119H239L241 117L242 120L239 119V121H242V122L245 119L246 122L248 123L250 121V119H248L247 116H249V118H251V116H252V119L250 121L251 124L249 122L248 123L249 125L247 128L245 127V126H247V123H245V125H243L244 122L241 124V122L238 121L240 123V126L243 125L245 127L244 131L246 130V132L244 134H242L244 132L242 129L239 132L240 136H236V133H238V131H236V133L234 131H230V125L231 126L233 125L234 120H233V123L232 122L229 123L230 121L227 123V127L229 125L228 129H226L227 128L225 125L226 123L224 122L225 124L223 126V122L221 121L222 115H225V118H228L229 115H227V111H229ZM15 110L19 111L20 109H14V111ZM234 110H235V112H234ZM117 112H118V114H117ZM201 112L203 113V115ZM225 112H226V114H225ZM240 112H241V115L244 112L242 115L243 117L240 115ZM105 113H107V112H105ZM220 114H222V115H220ZM1 115L2 114L0 112V129L2 130V133H3L0 135V179H1V184H2V186H5V184H7L11 180V178H9V180H8V176L11 173V174H13L12 179H14L16 181L17 186L23 190V191L22 190L21 191L25 195H24V197L19 198L17 196H14V194L12 195V193H8V195L6 194V196H3L2 193H0V241L3 245H5L7 247L5 253H3V254L0 253V263L3 264L2 262H4L5 264H74L72 262L77 261L75 264H81V263L83 264L82 260H81L82 262L78 261L77 258L75 260V257H76L75 255L80 250H81L80 252H82V254L85 253V256L88 255L87 250H85V248H84L86 246V244H84L85 246H82L83 242H80L81 240L75 241L74 238L70 239L68 234H67L68 238L65 234H64L65 236L53 234L54 230L57 231V230H65L68 228H74L79 233V235L82 237L81 239L82 240L85 239V241L88 242L91 245V247L96 251L95 254L91 256V258L94 259L93 262H96L94 264H150V262H147L144 260V258H145L144 254L145 253L143 254V251L140 250L139 245H138L139 243L134 242L133 237L130 238L131 237L129 234L130 232L125 230L124 224L122 223V221L118 222L119 220L117 221L116 219L113 218L115 216H111L113 219L111 220V223L108 226L109 228H107L108 230L105 229L104 227H102L101 225L99 226L98 224L94 223L95 219L102 218V217L106 216L105 211L107 214V209H106L107 207H105L106 210H103V206L101 204V202L103 203V199L102 200L99 199L100 196H102L101 195L102 193L100 192L101 189L99 188L101 185V183H99L100 181L97 178H92L91 176H93V175H91V173L89 175V173H87V171L85 172V170H84V168L86 166V158L89 156L88 154H90L91 149H93V147L91 148L92 145L84 144L87 146L82 145L84 147L81 148L82 147L81 146L80 150H76L79 147H76L75 150L74 149L71 150V149L67 148L66 147L67 145L64 146L63 145L64 143L63 144L61 143L62 141L60 142L56 139V136H59V135H57L53 132L54 134L52 133L50 137H47V134H44V132L42 133L41 121H39V123L37 124L36 121H34V119L30 118L29 113L23 114V115L21 114L22 116L25 115L24 117H26L21 122V130L22 131L15 133V131L14 132L11 131L12 129L10 130V128L8 129V127H7V129H8L7 130L5 128L6 126H5L3 117H2L3 115L2 116ZM197 115H198V117H196ZM245 115H247V116H245ZM206 116L208 118L210 117L209 119H211V120H208L206 118ZM244 116H245V118H244ZM195 117L197 118V121H195L196 120ZM219 117H220V120H219ZM246 117H247V119H246ZM105 118H107V117H105ZM192 118H194L195 120L191 121ZM225 118H223V121H225ZM25 119L28 120V123H26L27 121L24 122ZM17 120H19V119H17ZM180 121H183V120H180ZM202 121H200L202 126L200 125V123L198 125L201 126L202 128L208 129L207 127H203ZM205 121H203V122H205ZM220 123H222V125H220ZM208 124H207V126H208ZM180 125L182 126L181 122H180L179 126ZM204 126H206V125H204ZM243 126H241V127H243ZM213 127H212V130H213ZM215 127H214V129H215ZM108 128H107L106 132H107V137L109 136L108 138L110 139L109 144H111L110 145L111 149H112L111 151L116 152L121 157L122 152L120 149L121 147H120L119 141L116 137L117 133L115 132L116 133L115 134L113 130H110L111 127L109 129ZM194 128L191 129L190 132L193 131ZM210 128H211V126H210ZM5 129L7 130L6 132H5ZM260 129H261V131H260ZM89 130H88V132L86 131L88 133V134L86 133L88 136L91 135L92 137H95L97 135V131H95L94 128L91 131H89ZM251 130H253V131H251ZM248 131H251V132H248ZM89 132H91V134ZM212 132H214V131H212ZM191 133H194V132H191ZM43 134L46 136H44ZM6 135H8V136L6 137ZM213 135L215 138L217 137V136H215V133H213ZM218 135H219V133H218ZM8 137L11 140H13L14 145L5 149L3 147V143L5 142V139ZM212 137L213 136H211V139H212ZM217 138L215 140H211V141L213 142V144H215L214 146L216 148L219 147V149H220L221 145L219 146L220 143H217V142H219V140L217 141ZM94 140H95V138H94ZM241 140H243V138ZM207 141H208V139H207ZM209 143L212 144L211 142H209ZM210 144L208 145L209 147H211ZM213 144L211 147L212 149H214ZM248 147L249 146H247V148ZM20 148H23L25 150V155L30 154V156H31V158H29V155L26 156L25 160L22 159L24 161L21 160L22 161L21 163L18 161V160H20L19 159L20 157L18 156L19 155L18 150ZM221 148H223L222 151L220 150L221 154H222V152L225 153V151H227V150H225V148L227 149L228 147L227 146L223 147V145H222ZM247 148H246V150H248V151L246 153H247V155H250L252 153L250 151V150H252L251 149L252 146L250 145V148L249 149H247ZM208 149H210V148H208ZM219 149H215V152L218 153L217 150L219 151ZM5 150H6V152H5ZM168 152H169L168 154H170V155H171V153H173L170 151H168ZM215 152H213V153H215ZM226 153H228V151ZM246 153H243V156H244V154L246 156ZM218 154L220 155V153H218ZM229 156L230 155H228V157L227 156H225V157L230 158ZM222 157H224L223 154H222ZM222 157H220V158H221L222 163H223L225 159L223 158L224 159L223 160ZM225 161L227 162L228 159H226ZM228 163H230V162H228ZM34 164H38L41 167V169L48 172V174H49L48 179L45 180L43 178V176L40 175V172L39 173L35 172V169H34L35 165ZM188 164H190V163H188ZM195 164L197 165L196 167L199 166L197 163H195ZM190 165H189V167L191 169L192 166H190ZM226 165H228V164H226ZM101 166L104 167V164H102ZM196 167L194 166L192 168L194 171L192 170L191 171L192 174H189L190 179H191V175H192V181L191 182H193V181L194 182L190 185L188 184L189 187H188L187 183L180 184L182 186L187 185V189H185L186 186L182 187V186L178 185L182 194L183 195H189V194H187V191H188V193H190V192H193L194 194L197 193L196 194L197 196L198 195L202 196V197L198 196V199L201 198V199H199L200 205L203 207L206 206L207 203H205V201H203V199H204L203 197L206 194V192H208V190L206 189V188H208V186H207L208 184H205L204 180H207V179H204V178L211 177V180L213 179L214 181H216V183H218L219 186L223 185L222 186L223 189L225 187L226 190L228 189L227 191H230L229 192V193H231L230 198H233L232 194H233V196L235 194L236 198H238V200H236L237 202L240 200V203H242L241 200L242 201L244 200L243 202H245L246 205L251 204L248 206L249 209H250V206L252 207V205L254 203V205H255L254 209L252 207V209H253L252 211L253 212L255 211L253 213L254 217L253 216H250V217L245 216L248 214L253 215L250 212L251 211L250 210L249 211L250 213L243 214L245 216L246 223H245V221L240 222L241 227L243 226V227L247 228V229L243 228L244 230L241 229V232L243 230V234H244L245 232L247 233V230H248V232L250 231V233H248L249 235H247V234H244V235H247V237L249 236V238L250 237L252 238V236H254V234H256V233L253 231L251 232V230L255 229V228H254V224L249 223V221L251 220L250 222H252V219L255 218L256 214H257L256 216H259L260 212L258 213V211L262 210L261 208H264V185H262L259 188L253 187V186L250 187V185L252 184V182L250 181L251 179H249L251 177V174H250V176L247 173L244 174V179L241 180L243 178V173H241L242 175H239L242 177L233 178L232 177L234 175L233 173L227 172L225 175V173L222 172V169L220 171L217 167L209 169V173H208V170L206 171L208 174H205V175H209L208 177H202V175L204 173L201 175V173H199L200 171L199 172L195 171ZM204 167H206V166H204ZM261 167H264V166H261ZM196 170H198V169H196ZM205 170H206V168H205ZM205 170H203V171H205ZM262 171H264V168H262ZM172 172L175 175L181 174L179 172H178L179 174L175 173V171H172ZM196 172H198L199 174H197ZM161 173H163V175L161 177L165 178L166 177V176L164 177L165 171L161 170ZM5 176H7V177H5ZM175 177H177V176H175ZM208 179L210 180V178H208ZM234 179H238V182H236V180H234ZM260 179L262 180V176L260 177ZM144 181L145 180H143V183H145ZM262 182H264V181H262ZM214 183H211V186H213L212 187L213 189L210 186L213 193H214V190L216 189V188H214L216 186V185H214ZM45 185H50L51 187L57 185V186L63 188L64 193H65L64 195L66 196L65 200H69L70 197H73L75 199V204L78 203L79 208L77 209V213L72 214L71 213L72 212L71 207H69L68 210H62V211L55 210L53 208L52 204L48 200L45 201V198L43 196V191L45 190V187H44ZM112 189H114V187H112ZM183 189H185V190H183ZM223 189H220V191L223 192ZM215 191L217 192V194L213 195V196H217L218 193L220 192L219 190L218 191L215 190ZM219 194H221V193H219ZM222 194L225 195L224 192ZM230 195L228 194V196H230ZM15 197H17V198H15ZM219 197L220 198H218V196H217L218 201L220 199V201H221L220 203L222 205V203H224L226 200L225 199L226 195L225 196L219 195ZM221 198L225 199V200H223L224 202H222ZM227 199L228 200H226V201L230 202L229 198H227ZM245 199H247L248 201H246ZM233 202H235V200ZM163 203L164 204L166 203V206L164 205L165 206L164 209L172 212V215L170 214V218L173 216L172 217L173 219L172 218L170 219V223H172V221H173V224H174V225H172L173 229L175 228V232L177 235L181 234L182 229H185V228H183V225L181 223H185L184 220H186L187 217L184 215L185 219L184 220L180 219V215L182 213L181 214L177 213L179 216L177 215V217H176V215H175L176 213L175 212L173 213L174 207H173L172 203L168 204L167 202H165L164 197H163ZM167 205H169V206H167ZM217 205H213V207L214 206L217 207ZM228 205H230V204H228ZM223 206L224 205H222V207ZM167 207H170V208L173 207L172 208L173 211H172V209L170 210V208H167ZM210 207H212V206H210ZM227 207L228 206H226V208ZM230 208L229 207L227 208V209H229L228 210L229 214H231L235 211V210H232L233 212H231ZM255 208H257V209H255ZM210 209L211 210H209V211L213 212V214H214L213 216H216V215L218 216V214H215V212H214L216 210L218 211V209L215 208L216 210H214V211H212L214 208L213 209L210 208ZM231 209H235V208L232 207ZM185 210H188V209H185ZM194 210L195 209H193L192 211H194ZM139 211H140V201L137 200L135 202V206L128 207L126 212L131 217L136 218ZM196 211L198 212V210H196ZM196 211L194 212V214L196 213V216H197L200 211L198 213ZM225 211H227V210L225 209ZM262 211H264V210H262ZM68 213H70V215ZM240 216H242V215H240ZM181 217H183V215H181ZM216 217H215L216 221L213 219V222L215 221L217 224L218 222H221V221L220 220L218 221L219 217H217V218ZM242 219H244V218H241V220ZM256 221L254 220L255 223H257ZM254 222H252V223H254ZM262 222H264V221H261V223ZM243 223H244V225H243ZM247 223L249 226L246 225ZM250 224L253 227L250 226ZM185 225H186V223L184 224V226ZM188 225H186V226H188ZM220 225H221V223H220ZM187 228L191 230L190 225ZM259 231L261 232L262 229H260ZM113 232H114L116 238L118 236H119L118 239L122 238V240L121 239L118 240L119 245L116 246V248L111 246L109 244V241L105 238L107 233H113ZM262 232H264V231H262ZM147 233H149V232H147ZM243 234L241 233V235H243ZM260 235H261V233H260ZM262 235H264V234H262ZM178 236H180V235H178ZM257 236H258V239H262V238H259L260 237L259 235H257ZM241 237H244V236H241ZM252 239H254V237ZM262 240H264V239H262ZM262 240L260 243L262 245V249H264V243H262ZM73 241H75V243H77V244H75V246L78 245V242L82 244V245L80 244V246H78L79 247L78 251L72 252L73 247H74L73 250H75L77 248V246L75 248ZM11 242H12V247L17 249L19 259L18 258L16 259L15 254H13V253L11 254V252H10L11 249L9 247V245H10L9 243H11ZM259 247L261 248L260 245H259ZM151 249L153 250V248H151ZM58 250H61V252L59 251L61 256L58 255V252H56ZM216 250L217 249H213L212 252L216 253L217 252ZM259 250H261V249H259ZM261 251H264V250H261ZM74 252H75V255H73ZM160 253L158 252V254H157L155 252L154 254L159 255V257H160V255L163 257L165 255V258H166L165 253H163V252H160ZM89 258L90 257L88 256V259ZM155 258L156 257L154 256V259ZM257 259H259V258H257ZM257 259H255L253 257V259L251 260L252 262H250V264H255L257 262H258L257 264H260L261 262H259V260H257ZM164 260H165L164 262H166V263L163 262V264L172 263L171 260H169L168 258H166ZM253 261L254 262L256 261V262L254 263ZM157 264H159V263H157ZM160 264H162V263H160ZM262 264H264V262H262Z\"/></svg>","mask_w":264,"mask_h":264}]
</instances>
